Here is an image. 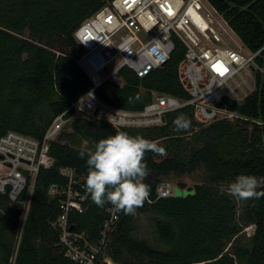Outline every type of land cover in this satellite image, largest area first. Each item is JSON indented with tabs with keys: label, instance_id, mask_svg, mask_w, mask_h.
Here are the masks:
<instances>
[{
	"label": "trees",
	"instance_id": "trees-1",
	"mask_svg": "<svg viewBox=\"0 0 264 264\" xmlns=\"http://www.w3.org/2000/svg\"><path fill=\"white\" fill-rule=\"evenodd\" d=\"M107 1L0 0V136L16 131L41 139L52 119L92 87L76 64L83 48L73 33ZM208 2L249 50L264 46V0ZM174 43L163 67L143 78L123 68L122 84L105 81L96 96L132 111L141 110L152 91L188 98L178 77L185 48L177 39ZM256 64L262 71L255 74V89L240 101L225 99L232 118L202 126L189 108H183L166 113L162 125L123 130L157 143L164 153L144 155L149 175L142 182L149 186L153 202H144L134 214L118 213L108 234L104 251L114 264H264V197L242 201L227 193L229 183L240 174L264 179V49ZM137 95L138 100L128 103V97ZM180 115L191 121L189 129L174 130L173 120ZM116 132L105 120L74 115L51 142L54 164L38 172L29 204L28 188L14 202L0 195V264H76L64 256L53 224L60 213L55 191L68 182L61 170L72 169L85 186L88 169L79 153L92 141ZM197 171L201 172L194 176L192 194L156 199L160 183L175 181L184 188L182 177ZM83 204L84 211H71L67 222L95 241L108 205L98 207L90 198ZM144 212L154 214L159 245L133 236V219ZM249 225L253 234L240 242L241 231Z\"/></svg>",
	"mask_w": 264,
	"mask_h": 264
},
{
	"label": "built area",
	"instance_id": "built-area-1",
	"mask_svg": "<svg viewBox=\"0 0 264 264\" xmlns=\"http://www.w3.org/2000/svg\"><path fill=\"white\" fill-rule=\"evenodd\" d=\"M73 36L83 48L76 64L89 77L92 87L52 119L41 139L16 131L0 136V195L9 201H16L28 188L29 204L38 172L54 164L49 152L51 142L74 115L105 120L123 131L162 125L166 113L189 108L195 121L206 126L232 118L234 114L227 109L225 99L242 100L255 89V74L262 71L256 58L264 46L249 50L208 0H109L86 18ZM174 39L185 48L178 77L188 98L152 91L144 107L132 111L115 108L96 96L95 90L105 81L122 84L123 68L143 78L163 67L175 48ZM71 111L74 113L69 117ZM61 174L68 182L55 191L60 213L53 224L59 230L64 256L76 264H102L108 234L119 214L110 205L106 207L107 218L95 241L87 233L73 230L67 217L71 211H84L85 186L74 178L72 169L64 168ZM169 196H173L171 184L160 183L156 199ZM144 202L153 200L148 197Z\"/></svg>",
	"mask_w": 264,
	"mask_h": 264
},
{
	"label": "clouds",
	"instance_id": "clouds-1",
	"mask_svg": "<svg viewBox=\"0 0 264 264\" xmlns=\"http://www.w3.org/2000/svg\"><path fill=\"white\" fill-rule=\"evenodd\" d=\"M139 96L128 97V103H134ZM174 130H187L191 121L183 115L173 120ZM151 151L164 153V149L140 135H130L118 131L113 135L91 142L90 146L79 153L86 159L87 174L85 181V199L98 207L110 205L113 212L134 214L150 195L149 186L142 182L149 175L144 155ZM264 179L255 175L240 174L229 183L227 193L239 200L264 197Z\"/></svg>",
	"mask_w": 264,
	"mask_h": 264
},
{
	"label": "rangeland",
	"instance_id": "rangeland-1",
	"mask_svg": "<svg viewBox=\"0 0 264 264\" xmlns=\"http://www.w3.org/2000/svg\"><path fill=\"white\" fill-rule=\"evenodd\" d=\"M245 76V73L243 74ZM249 82L252 83V79L249 78ZM244 92L248 91V88L246 85H243ZM239 92V90H237ZM249 93V92H248ZM199 172L197 171L190 177H182L181 180H183L186 183V187L181 188L178 185L175 184V181L169 182L171 184L173 195L174 196H185L187 194H192L194 192L193 188V182L196 178L199 176ZM178 179V178H174ZM226 184H224V187ZM243 209V206L241 204L238 206V211ZM133 236L137 239H143L146 240L151 245H159V242L156 238L155 232H154V214L151 212H144L139 213L137 216L134 217L133 222ZM253 234V228L251 225L248 226V228L243 229L240 233L239 241L243 242L245 238L249 239L251 235Z\"/></svg>",
	"mask_w": 264,
	"mask_h": 264
},
{
	"label": "water",
	"instance_id": "water-1",
	"mask_svg": "<svg viewBox=\"0 0 264 264\" xmlns=\"http://www.w3.org/2000/svg\"><path fill=\"white\" fill-rule=\"evenodd\" d=\"M219 107L223 108L224 105H223L222 103H219ZM23 173H24L25 175L28 174L27 171H24ZM53 190H54V186H52V188H51V192H52ZM102 264H114V263L112 262V259H111L109 256H105V258H104L103 261H102Z\"/></svg>",
	"mask_w": 264,
	"mask_h": 264
}]
</instances>
